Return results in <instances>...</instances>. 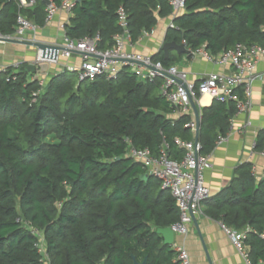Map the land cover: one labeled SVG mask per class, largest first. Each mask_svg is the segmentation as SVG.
<instances>
[{"label": "trees", "instance_id": "trees-1", "mask_svg": "<svg viewBox=\"0 0 264 264\" xmlns=\"http://www.w3.org/2000/svg\"><path fill=\"white\" fill-rule=\"evenodd\" d=\"M120 8L132 42L173 11L170 0H76L65 36L98 34V49L111 48L122 32ZM19 13L43 27L46 4L35 0L22 8L17 0H0V33L14 32ZM172 18L165 39L185 41L189 58L200 48L216 55L237 43L264 48V0H185ZM152 58L170 66L178 56L160 51ZM26 64L0 73V264H132V255L147 257L146 264H179L157 232L178 220L177 203L127 151L132 146L158 156L164 150L169 159H181L175 140H192L191 115L172 118L162 79L142 80L128 66L113 78L81 81L62 68L40 85ZM233 112V102L200 108L202 154L225 135ZM204 202L210 217L248 229L249 264H261L264 176L255 180L245 163L232 185ZM19 216L42 239L17 222Z\"/></svg>", "mask_w": 264, "mask_h": 264}, {"label": "built area", "instance_id": "built-area-1", "mask_svg": "<svg viewBox=\"0 0 264 264\" xmlns=\"http://www.w3.org/2000/svg\"><path fill=\"white\" fill-rule=\"evenodd\" d=\"M17 1L19 7L22 8L32 7L35 4V0ZM75 3L76 0H61L59 4L51 1L46 5L45 23L50 22L58 10L70 14ZM170 3L173 8L171 17H174L184 9L185 0H170ZM118 14L122 32L114 36V45L111 48L98 49V34L80 40H70L65 36L63 43L60 44L64 49L58 52L56 58H42L40 52L37 51L33 60L29 62L36 65V73H38L37 65L41 62H47L50 67L51 65H58L61 58L69 59L77 54L81 58L79 66L64 65L62 68L76 71L79 81L98 74L113 78L121 67L128 66L142 80L153 81L156 78H161L162 93L179 113H189L191 110L190 100L193 99L199 104L203 96L223 103L233 102L237 113L246 112L250 108L251 84L257 77L255 64L258 59H264V48L261 45L237 43L214 57L204 53L207 60L228 65L231 71L229 73L211 72L199 81H193L185 70L176 65L164 66L160 61H155L152 56L126 50V44H132L127 28L126 13L120 8ZM173 26L171 23L170 27ZM37 28V25L19 13L16 16L14 32L12 34L0 33V44L8 42L7 39L34 42L36 41L35 32ZM151 32L144 31L142 37L148 36ZM182 43L186 48L188 47L185 41ZM198 51L194 52L193 55ZM20 64L22 63L17 61L0 64V73L7 72L10 68H17ZM10 76L7 75V78L9 79ZM37 78L39 84L43 85L45 78L38 76ZM186 126L195 130V119H191ZM226 140L227 135H219L217 143ZM175 142L178 147L184 150V155L179 160L169 159L164 150L158 156H154L148 149L132 146L128 149L127 155L140 162L148 174L159 180L161 188L171 193L177 203L179 217L176 222L170 225V228L174 233L186 234L193 215L203 212V202L210 195V190L205 184L204 171L211 166V163L208 156L201 153L199 142L180 139H176ZM260 153L264 156V149ZM16 221L25 225L32 233L42 239L39 230L26 220L19 216ZM222 227L234 245L241 250L248 229L232 231L226 228L224 224ZM260 237L264 238V230ZM37 246L39 245L37 244ZM176 254V261L179 264H191L189 255L183 247H178ZM261 264H264V260Z\"/></svg>", "mask_w": 264, "mask_h": 264}, {"label": "crops", "instance_id": "crops-1", "mask_svg": "<svg viewBox=\"0 0 264 264\" xmlns=\"http://www.w3.org/2000/svg\"><path fill=\"white\" fill-rule=\"evenodd\" d=\"M69 16L70 14L63 10H58L50 22L45 23L43 27L37 26L38 28L35 32L36 41L62 44L65 38L64 25L68 23ZM172 22L173 18L171 16L159 18L157 25L148 36H143L130 45L126 44L125 49L153 57L162 51L161 46L166 41L167 29ZM10 44L16 47L12 48ZM10 44H4L6 45L4 47L10 48L11 51L15 50L19 55L12 54L7 56L2 53L0 64H9L16 61L27 63L32 61L36 55L37 50L34 47L15 43ZM26 47L34 50V55L30 52L26 53ZM5 51L3 50V52ZM169 52L178 56L173 65L185 70L193 81H199L211 72L229 73L231 71L230 66L209 61L204 56V53H207L214 57L220 52L216 55H211L204 48H200L190 58L188 54H178L173 49H170ZM80 63L81 58L76 54L69 59L61 58L58 65H51L48 68L47 73L41 74L38 72L35 75L46 78L50 72L58 71L64 65L79 66ZM255 74L257 77L251 84L250 108L246 112L237 113L234 105V112L230 113V123L225 133L227 140L217 143L219 134L213 149L209 153L204 154L208 156L211 163V166L204 171L205 184L210 190V195L207 199L217 196L223 189L232 185L239 177L240 167L245 163L251 165V173L255 180H259L264 176V156L260 153L264 149L263 58L257 60ZM213 101L209 97L203 96L200 103L197 104L199 110L201 107L209 106ZM181 114H190L192 119L194 118L192 109L189 113H179L174 110L170 116L177 118ZM191 132L192 140H194L195 130L191 129ZM207 208V202H203V212L193 215V219L188 224V232L186 234L174 233L173 243L170 245L171 248L176 251L178 247H183L189 255L191 264H249L248 257L245 256L248 251L247 244L244 242L241 250H239L223 229V223L206 214ZM224 226L229 230L236 231L225 224Z\"/></svg>", "mask_w": 264, "mask_h": 264}, {"label": "water", "instance_id": "water-1", "mask_svg": "<svg viewBox=\"0 0 264 264\" xmlns=\"http://www.w3.org/2000/svg\"><path fill=\"white\" fill-rule=\"evenodd\" d=\"M45 4H49L51 0H44ZM8 42L15 44H23L34 47L37 51L40 52L42 58L54 57L56 58L58 52L63 50L64 47L58 43L51 42H43V41H20L16 39H7ZM170 49L175 50L178 54H190L191 50L186 48L183 43H176L175 41H164L161 50L163 52L164 57L167 56L168 51ZM38 71L41 74H45L48 71L49 65L47 62H41L37 65ZM26 72L36 73V65L33 62H28L25 66ZM191 109L195 119V138L194 142L197 143L199 139V129H200V113L197 103L191 99L190 100ZM142 178H148V174H143ZM193 219V217H192ZM157 232L162 236L163 243L167 245H171L174 239V232L171 230L169 226L157 228ZM132 257V264H146L147 257H145L142 261H138L134 255Z\"/></svg>", "mask_w": 264, "mask_h": 264}, {"label": "rangeland", "instance_id": "rangeland-1", "mask_svg": "<svg viewBox=\"0 0 264 264\" xmlns=\"http://www.w3.org/2000/svg\"><path fill=\"white\" fill-rule=\"evenodd\" d=\"M4 44H10V43H4ZM4 44H0V57H1V55H2V53H5L4 55H7V56H9V55H14V54H16V55H19L15 50H12L11 51V49L10 48H5L4 46H6V45H4ZM12 44H10V47H12V48H15L16 46L15 45H12ZM26 50V53H33V55H34V53H35V51L34 50H31L30 48H25ZM3 50L5 51V52H3ZM76 80V79H75ZM77 81V80H76Z\"/></svg>", "mask_w": 264, "mask_h": 264}]
</instances>
